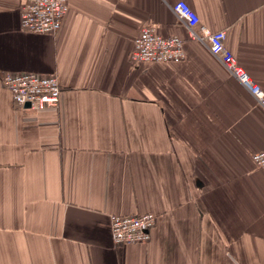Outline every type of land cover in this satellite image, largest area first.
I'll return each instance as SVG.
<instances>
[{"label": "crops", "instance_id": "crops-1", "mask_svg": "<svg viewBox=\"0 0 264 264\" xmlns=\"http://www.w3.org/2000/svg\"><path fill=\"white\" fill-rule=\"evenodd\" d=\"M177 1L69 0L52 35L0 0V264H264V108ZM184 1L264 88V0ZM147 26L184 60L133 64ZM7 72L56 76L59 105L17 107ZM149 212V241L114 244L112 214Z\"/></svg>", "mask_w": 264, "mask_h": 264}, {"label": "built area", "instance_id": "built-area-1", "mask_svg": "<svg viewBox=\"0 0 264 264\" xmlns=\"http://www.w3.org/2000/svg\"><path fill=\"white\" fill-rule=\"evenodd\" d=\"M69 0H22L21 27L39 34L56 35L63 26L70 10ZM174 12L186 20L190 36L205 43L227 71L234 76L247 92L264 108V88L237 62L226 45V30L211 31L200 24L198 14L184 0L173 4ZM184 40L177 35L164 36L153 27L141 30L134 40L130 53L133 64L180 62L185 58ZM3 85L11 92L17 107L45 110L59 105L61 86L56 76L35 73H4ZM256 166L264 172V149L253 154ZM156 216L153 213L112 214L110 226L115 245L145 243L151 238Z\"/></svg>", "mask_w": 264, "mask_h": 264}, {"label": "water", "instance_id": "water-1", "mask_svg": "<svg viewBox=\"0 0 264 264\" xmlns=\"http://www.w3.org/2000/svg\"><path fill=\"white\" fill-rule=\"evenodd\" d=\"M29 106H30V104L28 103V104H27V107H29Z\"/></svg>", "mask_w": 264, "mask_h": 264}]
</instances>
